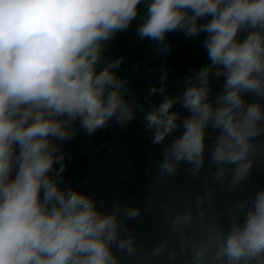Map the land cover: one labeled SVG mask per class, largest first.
Instances as JSON below:
<instances>
[{
    "label": "clouds",
    "instance_id": "obj_1",
    "mask_svg": "<svg viewBox=\"0 0 264 264\" xmlns=\"http://www.w3.org/2000/svg\"><path fill=\"white\" fill-rule=\"evenodd\" d=\"M141 3L0 0V264H118L111 245L119 209L102 212L88 193L64 180L61 145L75 138L77 123L91 136L111 121L123 126L136 119L130 82L116 71L123 58L104 54L140 15ZM143 3L140 39L168 52L167 34L206 33L202 43L210 61L177 81L182 94L139 109L152 144L177 133L163 150L161 171L172 174L180 162L199 170L210 129L211 160L236 164L234 180L243 179L251 140L264 135V0ZM166 79L162 74L161 87L150 93L163 96ZM221 79L222 89L213 95L211 82ZM177 104L186 114L173 110ZM125 215L138 212L127 209ZM261 254L264 190L244 213L242 227L233 224L219 256L238 264ZM203 255L198 251L197 261Z\"/></svg>",
    "mask_w": 264,
    "mask_h": 264
},
{
    "label": "trees",
    "instance_id": "obj_2",
    "mask_svg": "<svg viewBox=\"0 0 264 264\" xmlns=\"http://www.w3.org/2000/svg\"><path fill=\"white\" fill-rule=\"evenodd\" d=\"M139 8L137 19L107 43L104 54L108 59L123 58L116 71L130 82L129 96H134L139 106L136 119L123 126L111 121L91 136L79 130L78 123L74 125L75 138L61 145L64 180L88 193L102 212L119 209L117 237L111 245L118 264L225 263L228 258L219 256L223 241L233 224L242 227L244 213L256 193L264 190V135L251 140L243 161L251 166L239 181L234 180L236 164L216 165L211 160L214 134L210 129L199 170L180 162L172 174L161 171L163 150L177 133L163 144H152V133L143 124L139 109L150 110L166 97L182 94L177 81L210 61L202 43L206 33L196 38H185L183 32L169 33L168 52L157 51L154 41L140 39L137 27L146 11L143 0ZM164 73V95L151 94L152 87H161L159 77ZM211 83L215 95L223 80ZM247 98L253 99L250 94ZM173 110L186 114L178 104ZM127 209L138 215L127 217ZM181 239H187L183 246ZM120 243L125 244L123 249L118 248ZM201 250L204 255L197 261Z\"/></svg>",
    "mask_w": 264,
    "mask_h": 264
},
{
    "label": "crops",
    "instance_id": "obj_3",
    "mask_svg": "<svg viewBox=\"0 0 264 264\" xmlns=\"http://www.w3.org/2000/svg\"><path fill=\"white\" fill-rule=\"evenodd\" d=\"M205 264H231V261L227 259L225 263H205ZM238 264H264V254H261L253 259H242Z\"/></svg>",
    "mask_w": 264,
    "mask_h": 264
},
{
    "label": "rangeland",
    "instance_id": "obj_4",
    "mask_svg": "<svg viewBox=\"0 0 264 264\" xmlns=\"http://www.w3.org/2000/svg\"><path fill=\"white\" fill-rule=\"evenodd\" d=\"M187 243V239H181L180 240V244L183 246Z\"/></svg>",
    "mask_w": 264,
    "mask_h": 264
},
{
    "label": "built area",
    "instance_id": "obj_5",
    "mask_svg": "<svg viewBox=\"0 0 264 264\" xmlns=\"http://www.w3.org/2000/svg\"><path fill=\"white\" fill-rule=\"evenodd\" d=\"M195 264H199L198 262H196Z\"/></svg>",
    "mask_w": 264,
    "mask_h": 264
}]
</instances>
